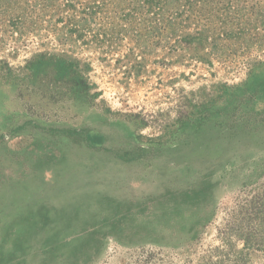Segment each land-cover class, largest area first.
I'll return each mask as SVG.
<instances>
[{
	"label": "rangeland",
	"instance_id": "1",
	"mask_svg": "<svg viewBox=\"0 0 264 264\" xmlns=\"http://www.w3.org/2000/svg\"><path fill=\"white\" fill-rule=\"evenodd\" d=\"M0 264H264V0H0Z\"/></svg>",
	"mask_w": 264,
	"mask_h": 264
}]
</instances>
